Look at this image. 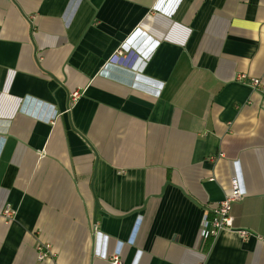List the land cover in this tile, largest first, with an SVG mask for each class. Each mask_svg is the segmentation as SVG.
Returning <instances> with one entry per match:
<instances>
[{"label":"crops","instance_id":"1","mask_svg":"<svg viewBox=\"0 0 264 264\" xmlns=\"http://www.w3.org/2000/svg\"><path fill=\"white\" fill-rule=\"evenodd\" d=\"M6 204L0 264H264V0H0Z\"/></svg>","mask_w":264,"mask_h":264},{"label":"built area","instance_id":"2","mask_svg":"<svg viewBox=\"0 0 264 264\" xmlns=\"http://www.w3.org/2000/svg\"><path fill=\"white\" fill-rule=\"evenodd\" d=\"M117 55L123 54V47H120L117 50ZM236 79L241 82L245 83L253 88H258L261 84V80L256 77L249 78L246 73H240L237 75ZM80 91H76L72 94V97L76 99L79 97ZM30 97L26 98L28 101ZM244 191L242 190L240 179L238 176H234L232 178V189L231 191L222 199L219 203L212 205L210 208L211 210L206 213L203 227H202V234L205 237L208 236H216L221 231L226 229H233L234 228V217L232 215V208L233 204L236 201H239L243 198ZM16 217V209H14L10 204H6L5 206L0 207V223L4 222L6 224L11 223ZM242 236H248L249 232L247 230H240L239 231ZM38 250V258L44 259L50 256V247L48 245L39 244L37 247ZM113 262L115 264H121L119 253H116L112 256Z\"/></svg>","mask_w":264,"mask_h":264},{"label":"trees","instance_id":"3","mask_svg":"<svg viewBox=\"0 0 264 264\" xmlns=\"http://www.w3.org/2000/svg\"><path fill=\"white\" fill-rule=\"evenodd\" d=\"M211 238H212V236H208V237H207L208 240L211 239Z\"/></svg>","mask_w":264,"mask_h":264},{"label":"water","instance_id":"4","mask_svg":"<svg viewBox=\"0 0 264 264\" xmlns=\"http://www.w3.org/2000/svg\"><path fill=\"white\" fill-rule=\"evenodd\" d=\"M97 208H98V206H97Z\"/></svg>","mask_w":264,"mask_h":264}]
</instances>
